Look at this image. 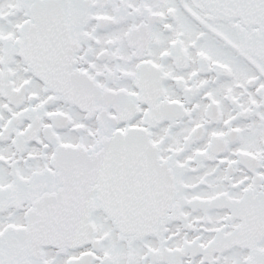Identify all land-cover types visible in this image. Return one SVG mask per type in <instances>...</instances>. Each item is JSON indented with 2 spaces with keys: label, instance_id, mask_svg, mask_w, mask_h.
Returning <instances> with one entry per match:
<instances>
[{
  "label": "snow or ice",
  "instance_id": "obj_1",
  "mask_svg": "<svg viewBox=\"0 0 264 264\" xmlns=\"http://www.w3.org/2000/svg\"><path fill=\"white\" fill-rule=\"evenodd\" d=\"M0 264H264V0H0Z\"/></svg>",
  "mask_w": 264,
  "mask_h": 264
}]
</instances>
